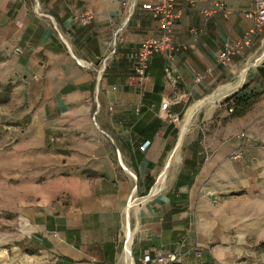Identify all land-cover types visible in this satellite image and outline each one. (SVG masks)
<instances>
[{"label": "crops", "instance_id": "crops-1", "mask_svg": "<svg viewBox=\"0 0 264 264\" xmlns=\"http://www.w3.org/2000/svg\"><path fill=\"white\" fill-rule=\"evenodd\" d=\"M37 1L54 23L34 11L33 0H0V82L11 83L8 101L15 99L32 115L38 132L51 140L68 134L78 143L72 152L78 165L62 176L64 199L46 212L30 204L17 208L14 234L0 232V264H38L42 250L49 264H141L142 255L155 249L181 250L178 264H214L235 253L231 244H209L221 236L216 227L223 224L216 215L221 201L216 206L214 200L255 196V207L264 210V29H255L229 66L217 58L223 41L239 39L253 26L245 17L252 0H182L173 40L183 47L171 57L151 55L142 85L130 79L132 57L146 36L158 35L159 23L140 3L122 23L124 0ZM215 2L227 14L205 17L201 10ZM85 10L93 19L83 26L74 15ZM76 58L92 64L82 66ZM239 89L246 106L224 102ZM170 113L184 116L176 144L178 124ZM240 131L245 149L232 160ZM131 173L139 194L159 173L149 196L129 200ZM123 213L120 254L116 237ZM194 249L202 251L199 257Z\"/></svg>", "mask_w": 264, "mask_h": 264}, {"label": "rangeland", "instance_id": "rangeland-1", "mask_svg": "<svg viewBox=\"0 0 264 264\" xmlns=\"http://www.w3.org/2000/svg\"><path fill=\"white\" fill-rule=\"evenodd\" d=\"M260 29H264V26ZM255 58L256 56H253L251 62H254ZM22 110L23 106L17 105L15 99L0 104V232L8 230L12 234L17 229L15 225L18 215L17 208L30 204L35 211L46 212L51 202L54 204L64 199V178L62 176L78 165L72 163V152L78 143L73 145L75 141L70 140L68 134L64 136V139L59 138V140L45 137L46 131L38 132L34 127L32 115ZM183 118L184 116L180 117L179 121L181 122ZM177 124L175 144L180 133V124L179 122ZM191 124L185 132L179 154L191 133ZM175 166L162 192L175 176ZM158 174L156 179L152 178L150 188H146L143 194L138 193L135 184L137 181L133 178L129 200L132 197L143 199L149 196L156 184ZM222 200L223 197L214 200L216 206L221 201L216 210L219 223H223L216 227L218 232L221 231V236L209 244L211 246L231 244L235 253L214 264H264V243L261 244L264 242V210L255 207V196L246 195L228 202ZM134 219L135 214H131L129 222L133 230L136 229ZM123 220L124 213L116 237L118 253L125 245ZM40 247L43 249V246ZM3 250V244H0V252ZM17 252L15 255H18ZM38 254L40 255L38 264H49L45 251L42 250ZM13 255L14 253L11 252L10 257ZM134 264H137L136 261ZM197 264H200L199 261Z\"/></svg>", "mask_w": 264, "mask_h": 264}, {"label": "built area", "instance_id": "built-area-1", "mask_svg": "<svg viewBox=\"0 0 264 264\" xmlns=\"http://www.w3.org/2000/svg\"><path fill=\"white\" fill-rule=\"evenodd\" d=\"M182 0H124L125 6V18L122 23H125L133 14L135 6L140 3L142 9L149 11L151 16L156 19L159 23L158 25V35L157 36H146L140 43L137 51L133 54L132 57V73L130 79L136 82L139 85H142L145 79L147 78V68L150 62L151 55L164 54L168 57H171L175 52L179 51L183 44H178L174 42V25L178 20L181 14L180 2ZM252 8L245 11V17L249 18L253 22V26L239 39L229 40L226 39L223 41L222 48L218 54L217 61L223 66H229L232 62L234 55L241 52L244 46L250 43V36L254 33L256 28H261L264 26V0H252ZM33 7L36 13L48 17L51 22H55L54 19L45 11H40L38 6V1L33 0ZM222 11L224 14H227L228 10L225 9L221 2H215L212 5L205 7L201 10L202 14L205 17L212 16L215 12ZM75 21L83 26L89 25L93 19V13L89 10H85L79 14L74 15ZM121 25L118 27L114 33V38L111 42V45L114 47L119 36V31L122 29ZM115 49H111L113 53ZM76 61L85 67L91 66L92 62H89L82 58H76ZM100 65L96 69L95 79L98 84L103 70L106 64V58L100 60ZM97 102V101H96ZM167 103H162L161 108H166ZM98 103L95 105L93 112V119L96 118V113L98 111ZM168 119L177 124L179 122V116L177 114H168ZM240 142H238L235 147L232 149L229 157L232 160H237L241 158L245 145L243 139L245 138V132L240 131L238 133ZM148 145V141L140 145V149L143 150ZM131 175L135 176L131 173ZM193 253L196 257H199L201 254L200 249H194ZM182 252L181 250L176 251H164L162 249H155L152 252L142 255L140 259L141 264H178L181 260Z\"/></svg>", "mask_w": 264, "mask_h": 264}, {"label": "trees", "instance_id": "trees-1", "mask_svg": "<svg viewBox=\"0 0 264 264\" xmlns=\"http://www.w3.org/2000/svg\"><path fill=\"white\" fill-rule=\"evenodd\" d=\"M11 83L7 82V83H1L0 82V104H3L5 102L8 101L9 99V95L11 92ZM241 89H239L238 91H235L234 93H232L231 95H229L228 97L225 98L224 102H228L229 100L235 99L238 105H245L247 102V98H244L245 95H240ZM246 106V105H245ZM147 188H150L151 183H152V178L148 179L147 182ZM264 242H261V244H263Z\"/></svg>", "mask_w": 264, "mask_h": 264}, {"label": "bare ground", "instance_id": "bare-ground-1", "mask_svg": "<svg viewBox=\"0 0 264 264\" xmlns=\"http://www.w3.org/2000/svg\"><path fill=\"white\" fill-rule=\"evenodd\" d=\"M263 58H264V56H263ZM179 124H180V121H179Z\"/></svg>", "mask_w": 264, "mask_h": 264}, {"label": "water", "instance_id": "water-1", "mask_svg": "<svg viewBox=\"0 0 264 264\" xmlns=\"http://www.w3.org/2000/svg\"><path fill=\"white\" fill-rule=\"evenodd\" d=\"M150 192V191H149Z\"/></svg>", "mask_w": 264, "mask_h": 264}]
</instances>
